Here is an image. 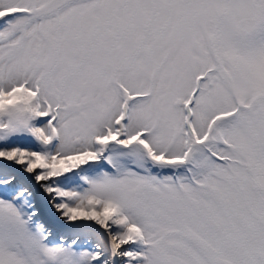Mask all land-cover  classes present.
I'll return each instance as SVG.
<instances>
[{"label": "snow or ice", "instance_id": "1", "mask_svg": "<svg viewBox=\"0 0 264 264\" xmlns=\"http://www.w3.org/2000/svg\"><path fill=\"white\" fill-rule=\"evenodd\" d=\"M0 264H264V0H0Z\"/></svg>", "mask_w": 264, "mask_h": 264}]
</instances>
